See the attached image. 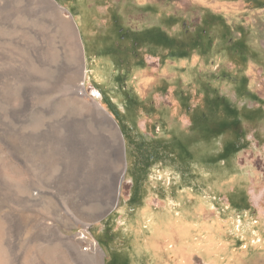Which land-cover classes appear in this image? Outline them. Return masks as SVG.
I'll use <instances>...</instances> for the list:
<instances>
[{
    "label": "rangeland",
    "instance_id": "obj_1",
    "mask_svg": "<svg viewBox=\"0 0 264 264\" xmlns=\"http://www.w3.org/2000/svg\"><path fill=\"white\" fill-rule=\"evenodd\" d=\"M146 2L233 21L251 51L128 55L106 49L122 33L100 1L0 0V264H172L182 245L204 264L203 226L236 214L219 264H264V0H120L122 23L154 19Z\"/></svg>",
    "mask_w": 264,
    "mask_h": 264
},
{
    "label": "crops",
    "instance_id": "obj_2",
    "mask_svg": "<svg viewBox=\"0 0 264 264\" xmlns=\"http://www.w3.org/2000/svg\"><path fill=\"white\" fill-rule=\"evenodd\" d=\"M102 2L100 6H102L104 9L111 10L115 9V14L117 19L119 20L120 26L127 28L128 30L131 31V33H134L135 36H139V34L144 36V33H150L155 36L156 39H158L159 42H161V49L158 51H172V48L175 47V33H176V27H182L181 22H186V20H180V18L176 17V12H173L172 10L169 9V2L167 4V8H162L158 10L156 5H153L152 3L146 2L144 5L141 3L140 8L142 7V10L144 12H147L148 10L150 11H155L156 16L152 20H148L146 16L140 15L138 19H132L128 23H122L120 20V13L123 11L120 5V0H112L113 3H106L109 0H97ZM138 5V4H137ZM159 8V7H158ZM138 17V16H137ZM207 21L208 24V33L207 36L203 37V43H204V49H208L207 47H219L221 46L222 51H246L248 48V39H245L247 32H243L241 29L242 27L239 26L237 23L230 22L228 24L225 20L220 15H216L211 13L210 11H204L203 15L199 21L200 25L202 21L204 22ZM177 22V24H176ZM135 23V24H134ZM180 29V28H179ZM215 31V32H214ZM214 34L218 36L217 40L213 41ZM142 38V37H141ZM178 41V40H177ZM243 41H245L243 43ZM203 49V50H204ZM210 49V48H209ZM136 53L138 56H140L139 52L140 51H149V49L145 48H136ZM181 51H188V50H181ZM197 51V50H194ZM194 51H190L185 54H191L195 55ZM247 51H251L250 49ZM241 53L236 54V58L240 56ZM229 55L232 57L233 65L234 64V55L232 53H229ZM247 55V52L245 53ZM244 55V56H245ZM184 57V56H183ZM196 59H198L197 56H195ZM119 58L117 57V60ZM240 66V65H239ZM237 67V66H236ZM215 207V206H214ZM215 215V213H212ZM237 217H241L242 214H236ZM239 218L238 220H227L225 221L224 219L222 220L213 218L212 221H207L203 227L204 233V238L206 237V242L204 244L205 247V254L207 255L206 257V262L204 264H219L220 257L223 256L222 254L224 253V249H227V244L223 243V240L218 241L217 243V233L218 231L220 232L221 235H223L224 229L228 228V226H231L229 229V232H234L236 231L235 228L238 226V231L235 233H241V225L243 221H241ZM245 223H247V227H252V224H255L250 219H246ZM183 226L187 229L191 226V223L187 224L184 223ZM233 227V228H232ZM201 233V232H199ZM201 234V235H202ZM196 238V237H195ZM196 240V239H195ZM201 243V240L199 241ZM191 245V244H190ZM186 245H182V250L180 249V255L178 259L175 258V255L171 256V259L173 260L172 264H191L187 258L184 257V254L190 253L193 251V247L191 246L190 248H186ZM199 246V245H198ZM200 247V246H199ZM184 253V254H183ZM170 255H168L169 257ZM170 259V257H169Z\"/></svg>",
    "mask_w": 264,
    "mask_h": 264
},
{
    "label": "flooded vegetation",
    "instance_id": "obj_3",
    "mask_svg": "<svg viewBox=\"0 0 264 264\" xmlns=\"http://www.w3.org/2000/svg\"><path fill=\"white\" fill-rule=\"evenodd\" d=\"M177 24V22H176ZM182 27L178 29L175 33V51H181V50H188L184 51L190 52L197 49H204V43H203V37L207 36L209 26L207 24V21H202L201 25L200 23L191 25L187 24L186 22L180 23ZM119 25V24H118ZM120 26V25H119ZM120 32L122 33L120 37V42H117V45L115 46L112 42V36H106V43H107V50L109 48V51H123L124 54L130 55L131 51H136V48H147L149 51H157L161 47V42L158 41V39L155 38L153 34L150 33H144V36L142 34L139 36H135L134 33H131L130 30L127 28H124L120 26ZM113 35V34H112ZM142 37V38H141ZM116 39V38H115ZM178 40V41H177ZM245 41H243L244 43ZM111 45V46H110ZM112 48H110V47ZM172 48V51L173 49ZM228 54L232 53L234 55V59L236 58L235 54L245 55L247 51H226ZM116 53L113 57L114 59H111V62L115 59L120 58L121 54ZM136 54V53H134ZM137 56V54H136ZM119 60V59H118Z\"/></svg>",
    "mask_w": 264,
    "mask_h": 264
},
{
    "label": "bare ground",
    "instance_id": "obj_4",
    "mask_svg": "<svg viewBox=\"0 0 264 264\" xmlns=\"http://www.w3.org/2000/svg\"><path fill=\"white\" fill-rule=\"evenodd\" d=\"M21 8V11L23 12V13H25V9L23 8V7H20ZM8 10H7V7L6 6H2V4H0V18H7V15H8ZM14 13V12H13ZM28 16L29 17H35L36 18V20H40V21H44V16H45V12L43 11V9L42 8H34V9H31V10H28ZM67 52V51H66ZM66 52H64L63 53V55H62V58H61V60H60V64H61V62H63V64H61L62 66H64V67H66V68H68L69 69V67H70V65H71V61H70V59L68 58V56H67V54H66ZM54 64H55V66L57 67L59 64H58V62H55L54 61ZM91 73L93 74V76H94V78H99L98 76H99V74H98V71H97V67H94V68H92L91 69ZM85 78V71L83 72V75H82V82H81V85H80V92L79 93H76V95L78 94L79 96H81V97H84V90H83V84H84V79ZM91 105L90 106H92V107H95V108H98V106H97V104L95 103V102H92V103H90ZM81 118H82V123L86 126V127H91V120L90 119H88V117L87 116H85L84 117V115H81ZM109 155V154H108ZM108 155H106V162H107V165H111V160L109 159V157H108ZM121 170H123V169H121ZM123 172H124V170H123ZM124 177V176H123ZM123 179V178H122ZM122 181V180H121ZM22 184V183H21ZM18 193V192H17ZM30 194V193H29ZM29 194H24V195H22V196H24L25 197V199L27 198V199H29ZM22 196H21V198H22ZM4 204V202L3 201H0V213H2V209L5 207V208H7V209H5V213H10V207L8 206V205H3ZM67 211H69V210H67ZM61 235V234H60ZM58 237V236H57ZM64 237V236H63ZM52 238H53V236H52ZM60 240H61V238H60ZM57 242V247H61V243H60V241L59 240H57V239H51L50 241H48V243L50 244V245H52L53 244V242ZM63 241V240H62ZM68 251V250H67ZM166 251H167V249L165 248V247H163V254L165 255V257H166ZM166 259L168 260V261H170V259H169V257H168V254H167V257H166Z\"/></svg>",
    "mask_w": 264,
    "mask_h": 264
},
{
    "label": "water",
    "instance_id": "obj_5",
    "mask_svg": "<svg viewBox=\"0 0 264 264\" xmlns=\"http://www.w3.org/2000/svg\"><path fill=\"white\" fill-rule=\"evenodd\" d=\"M123 154H124V158H123V162H122V169L124 170V173H125V168H126L125 151L123 152Z\"/></svg>",
    "mask_w": 264,
    "mask_h": 264
},
{
    "label": "trees",
    "instance_id": "obj_6",
    "mask_svg": "<svg viewBox=\"0 0 264 264\" xmlns=\"http://www.w3.org/2000/svg\"><path fill=\"white\" fill-rule=\"evenodd\" d=\"M111 112V111H110Z\"/></svg>",
    "mask_w": 264,
    "mask_h": 264
}]
</instances>
